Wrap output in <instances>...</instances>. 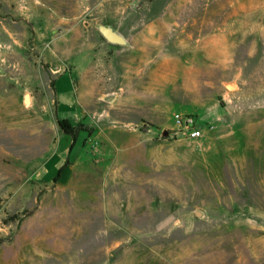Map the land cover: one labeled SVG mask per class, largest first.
Masks as SVG:
<instances>
[{"label": "rangeland", "instance_id": "1", "mask_svg": "<svg viewBox=\"0 0 264 264\" xmlns=\"http://www.w3.org/2000/svg\"><path fill=\"white\" fill-rule=\"evenodd\" d=\"M0 264H264V0H0Z\"/></svg>", "mask_w": 264, "mask_h": 264}, {"label": "built area", "instance_id": "2", "mask_svg": "<svg viewBox=\"0 0 264 264\" xmlns=\"http://www.w3.org/2000/svg\"><path fill=\"white\" fill-rule=\"evenodd\" d=\"M173 122L175 135L192 140L201 139L216 128L214 123L187 113L174 114Z\"/></svg>", "mask_w": 264, "mask_h": 264}, {"label": "water", "instance_id": "3", "mask_svg": "<svg viewBox=\"0 0 264 264\" xmlns=\"http://www.w3.org/2000/svg\"><path fill=\"white\" fill-rule=\"evenodd\" d=\"M135 7V5H133ZM97 31L102 35V37L110 44L122 47H131L132 44L128 38L122 33L120 26H114L113 24H96ZM229 89H232L233 86L229 85ZM118 98V92L114 91L111 93H106L101 96V100L105 103L112 104ZM165 136L168 135V132L164 133Z\"/></svg>", "mask_w": 264, "mask_h": 264}, {"label": "crops", "instance_id": "4", "mask_svg": "<svg viewBox=\"0 0 264 264\" xmlns=\"http://www.w3.org/2000/svg\"><path fill=\"white\" fill-rule=\"evenodd\" d=\"M55 89V88H54ZM56 94V92H55ZM56 99H57V111L58 109L64 107L65 109L68 108L70 109L71 111H74L75 110L77 111V114L76 112L73 113L74 115L73 118L70 116L71 114H68L67 112L63 113L62 114V118L60 119H66L68 120L73 126H77L80 124V115H79V107H80V101L79 99L73 94H71V96H67L65 98L63 97H59L57 94H56ZM66 111V110H65Z\"/></svg>", "mask_w": 264, "mask_h": 264}, {"label": "trees", "instance_id": "5", "mask_svg": "<svg viewBox=\"0 0 264 264\" xmlns=\"http://www.w3.org/2000/svg\"><path fill=\"white\" fill-rule=\"evenodd\" d=\"M54 84H55V81H54ZM59 124H60V127L62 128V130L66 134L71 135L73 137L74 143L71 145V147L69 149L70 152L74 149L75 143L77 142V139H78L80 133L88 132L90 134V131L87 130V127H85L83 124H79L77 126H73L66 119L59 120Z\"/></svg>", "mask_w": 264, "mask_h": 264}]
</instances>
